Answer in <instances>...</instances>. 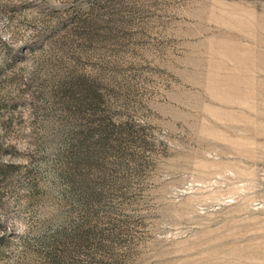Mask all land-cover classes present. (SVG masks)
I'll return each instance as SVG.
<instances>
[{"label": "rangeland", "instance_id": "rangeland-1", "mask_svg": "<svg viewBox=\"0 0 264 264\" xmlns=\"http://www.w3.org/2000/svg\"><path fill=\"white\" fill-rule=\"evenodd\" d=\"M0 264H264V0H0Z\"/></svg>", "mask_w": 264, "mask_h": 264}]
</instances>
